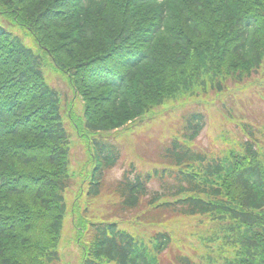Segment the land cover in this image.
I'll return each mask as SVG.
<instances>
[{
    "label": "trees",
    "instance_id": "obj_1",
    "mask_svg": "<svg viewBox=\"0 0 264 264\" xmlns=\"http://www.w3.org/2000/svg\"><path fill=\"white\" fill-rule=\"evenodd\" d=\"M52 71L82 100L96 164L87 194L98 200L122 154L110 134L142 128L166 102L200 90H213L217 106L236 87L264 85V0H0V264L61 263L72 140ZM72 106L66 116L83 136ZM223 109L227 118L212 112L236 122L235 106ZM240 122L238 139L222 132L237 146L208 152L196 144L204 112L185 114L164 164L141 171L132 161L102 220L72 210L81 264H166L180 216H203L206 229L200 252L172 250L169 264H264V116ZM126 223L156 230L143 237Z\"/></svg>",
    "mask_w": 264,
    "mask_h": 264
},
{
    "label": "rangeland",
    "instance_id": "obj_2",
    "mask_svg": "<svg viewBox=\"0 0 264 264\" xmlns=\"http://www.w3.org/2000/svg\"><path fill=\"white\" fill-rule=\"evenodd\" d=\"M12 30L23 32V41L34 50H38L37 43L34 41L33 36L26 32L19 26H14ZM47 64V62H46ZM48 65V64H47ZM48 67H50L48 65ZM61 73V72H60ZM62 74V73H61ZM49 81L56 86L60 91L66 93L63 101V113L66 122V127L70 133L71 142V179L72 186L68 189L66 195L67 206L69 211L66 216V222L59 244L58 251L61 252L60 264H81L82 250L78 247V237L80 231L74 225L76 220L72 216V210L78 217H84L87 220H102L104 217H98L103 213L107 207L113 201L116 200V194L113 192L117 181L122 178L124 170L129 167V164L133 161L136 168L141 171L152 170L155 166L163 165L161 158L162 153L165 150V146L169 144L172 139L171 135L176 131L179 132L182 129L180 123L181 117L185 114L192 113L193 111H202L206 117V126L200 133L201 135L196 140V144L206 151H212L215 153L224 152L230 146H237L236 141L227 144L225 138H223L224 129H228L231 135H234L238 139L237 124H240L241 116L245 117V120L253 119L260 121L264 114V85L262 83L251 82L243 86L232 88L233 82L229 81V88L233 90L228 92L225 96V104L218 100L217 106L213 100V90H200L198 94L185 100H178L176 103L166 102L163 108L156 109L147 120V123L142 128H130L120 129L109 135V137H115L120 144L122 154L120 161L110 170L106 171L104 196L99 198H93L87 194L89 187L91 186L90 180L87 178L91 167L95 165L90 159L94 158V155L90 153L88 149L89 142L87 141V130L92 134L89 128L83 126L84 123V106L82 100L72 95L70 85H68L64 75L52 71L49 74ZM260 75H258L259 77ZM261 95V96H260ZM69 99H67V98ZM217 99V97H214ZM67 102H70L67 105ZM74 102V106L73 105ZM232 103L235 106L233 110L236 116V122L233 124H227L226 126L221 120H218L217 115L212 112L213 107L217 109H223V106ZM213 107H212V106ZM73 107L74 117L76 122L80 125L83 136H80L76 123L72 124V121L67 115V110ZM184 109V110H183ZM223 111V110H222ZM183 114H182V113ZM225 112V111H224ZM223 132V133H222ZM160 187V183L155 181L151 184V190H155ZM171 217V215H168ZM203 217V216H202ZM201 217V218H202ZM201 218H184L179 217L170 222L175 224L172 227L173 235L176 236L174 247L163 254L164 263L169 264L173 260L174 251L182 249L193 255L200 252L201 245L199 244V235L205 233L206 225ZM178 221V222H176ZM173 222V223H172ZM136 223V222H135ZM126 223L131 232H137L139 236L146 237V234L153 233L156 228L150 226H143L139 224ZM196 232L197 236L194 234ZM174 250V251H172Z\"/></svg>",
    "mask_w": 264,
    "mask_h": 264
}]
</instances>
